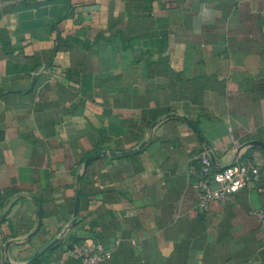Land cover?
<instances>
[{
  "label": "crops",
  "instance_id": "1",
  "mask_svg": "<svg viewBox=\"0 0 264 264\" xmlns=\"http://www.w3.org/2000/svg\"><path fill=\"white\" fill-rule=\"evenodd\" d=\"M254 140L264 0H0V264L72 239L106 264H264ZM244 154L263 191L198 210L202 161Z\"/></svg>",
  "mask_w": 264,
  "mask_h": 264
},
{
  "label": "built area",
  "instance_id": "2",
  "mask_svg": "<svg viewBox=\"0 0 264 264\" xmlns=\"http://www.w3.org/2000/svg\"><path fill=\"white\" fill-rule=\"evenodd\" d=\"M261 167L248 154L240 155L234 163L224 168H215L210 161H202L195 184L197 208L208 211L213 201L227 200L242 189L253 186L263 191ZM264 225V211L251 210ZM67 258L58 264H106L112 258L100 241L81 239L67 249Z\"/></svg>",
  "mask_w": 264,
  "mask_h": 264
},
{
  "label": "water",
  "instance_id": "3",
  "mask_svg": "<svg viewBox=\"0 0 264 264\" xmlns=\"http://www.w3.org/2000/svg\"><path fill=\"white\" fill-rule=\"evenodd\" d=\"M249 146H258V147H260V148H262L263 150H264V142H262V141H258V140H254V141H251L250 143H249ZM64 237V235L62 236V238ZM57 243V241L56 242H54L49 248H51L54 244H56ZM48 248V249H49Z\"/></svg>",
  "mask_w": 264,
  "mask_h": 264
},
{
  "label": "trees",
  "instance_id": "4",
  "mask_svg": "<svg viewBox=\"0 0 264 264\" xmlns=\"http://www.w3.org/2000/svg\"><path fill=\"white\" fill-rule=\"evenodd\" d=\"M249 156V155H248ZM251 157V156H250ZM201 167L202 166H200V170H201ZM70 239V238H69ZM81 239H72V240H70V242H69V247L73 244V243H76V242H79Z\"/></svg>",
  "mask_w": 264,
  "mask_h": 264
}]
</instances>
